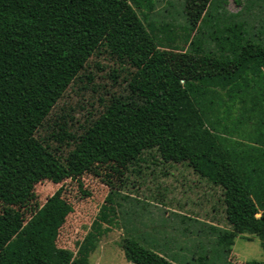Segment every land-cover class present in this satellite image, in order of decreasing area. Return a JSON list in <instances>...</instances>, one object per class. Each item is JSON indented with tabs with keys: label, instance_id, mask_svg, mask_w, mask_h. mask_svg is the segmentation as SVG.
<instances>
[{
	"label": "trees",
	"instance_id": "trees-1",
	"mask_svg": "<svg viewBox=\"0 0 264 264\" xmlns=\"http://www.w3.org/2000/svg\"><path fill=\"white\" fill-rule=\"evenodd\" d=\"M227 2L208 0L186 40L210 69L185 79L171 112L112 99L83 126L63 161L38 130L89 58L103 47L150 76L162 43L156 35L166 24L150 19L156 0H0V203H24L40 181L76 179L97 164L141 175L144 163L160 157L161 164L189 166L201 183L220 188L233 231L258 236L264 246V0H235L237 11ZM71 120L68 110L54 111L59 143L72 135ZM62 192L0 250V264H90L105 232L102 216L76 255L50 246L47 221L64 203ZM170 242L175 246L176 238ZM122 246L132 264H192L193 255L187 262L164 244L154 250L125 237Z\"/></svg>",
	"mask_w": 264,
	"mask_h": 264
},
{
	"label": "rangeland",
	"instance_id": "rangeland-1",
	"mask_svg": "<svg viewBox=\"0 0 264 264\" xmlns=\"http://www.w3.org/2000/svg\"><path fill=\"white\" fill-rule=\"evenodd\" d=\"M207 2L156 0L150 19L155 25L166 27L159 32L161 37L156 35L162 43L156 51L158 66L150 68V76L141 75L103 47L89 58L38 130V135L52 145L61 160H66L83 126L112 99L147 104L159 112L173 110L185 79L210 69L208 60L187 50L186 42L202 18ZM226 7L230 11L240 8L235 0H228ZM186 14L193 23L192 29L187 26ZM173 33L177 35L176 42L169 40ZM221 94L225 98L223 91ZM58 110H68L72 115L68 123L72 135L62 143L54 139L51 125L54 111ZM215 113V117L219 116ZM230 125L235 127L233 123ZM254 129L251 136L258 134V128ZM159 158L156 163L151 160L144 163L141 175L129 169H122L119 174L110 165L97 164L76 179L67 178L60 183L40 181L24 203H0V250L18 238L47 199L62 187L64 203L47 221L50 246L70 249L76 255L97 226L95 221L102 216L105 221L101 227L105 232L89 256L90 264H132L122 246L125 237L154 250L164 244L184 259L193 255L192 264H264L262 240L247 233H235L231 228L222 190L201 183L191 167L164 165ZM108 196L113 199L110 203L106 202ZM211 224L217 228H211ZM218 228L222 229L221 238ZM172 237L176 238L173 244L176 245L171 246L170 242L168 246Z\"/></svg>",
	"mask_w": 264,
	"mask_h": 264
}]
</instances>
